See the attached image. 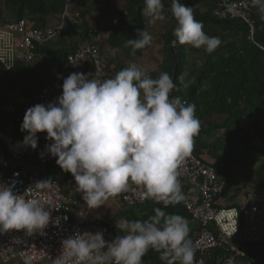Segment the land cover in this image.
Returning a JSON list of instances; mask_svg holds the SVG:
<instances>
[{
  "label": "clouds",
  "instance_id": "clouds-1",
  "mask_svg": "<svg viewBox=\"0 0 264 264\" xmlns=\"http://www.w3.org/2000/svg\"><path fill=\"white\" fill-rule=\"evenodd\" d=\"M250 2L264 21V0ZM144 4L143 15L150 23L166 19L163 0H144ZM170 12L176 21L173 47L189 45L211 54L220 46L219 37L203 31L192 7L172 0ZM137 33L139 38L128 39L125 45L131 47V55L153 39L145 30ZM98 76L73 72L63 80L62 94L54 102L29 107L21 124V131L27 132L23 143L34 150L37 133H47L52 143L46 151L73 175L89 209L104 205L130 183L143 189L145 199L158 204L184 201L178 168L191 154L200 131L196 106L171 97L176 85L167 72L154 79L130 62L114 77L101 80ZM50 183L47 179L34 185L42 189ZM154 211L145 221L122 218L115 226L125 234L111 242L103 232L69 236L52 264H143L150 249L160 252L165 264H194L187 220L160 208ZM50 220V211L39 200L26 199L14 194L11 186L0 185V233L43 234Z\"/></svg>",
  "mask_w": 264,
  "mask_h": 264
},
{
  "label": "trees",
  "instance_id": "trees-1",
  "mask_svg": "<svg viewBox=\"0 0 264 264\" xmlns=\"http://www.w3.org/2000/svg\"><path fill=\"white\" fill-rule=\"evenodd\" d=\"M64 1L0 0V20L23 18L31 27L42 28L53 24L52 21L63 10ZM75 1V7L80 11L77 23H67L58 38L38 45L35 56L41 55L45 60L59 59L64 68L67 52L99 36L94 42L107 61L108 68L103 74H98L100 78L107 79L126 68L135 57L143 56L144 51L151 46L131 55V47L125 46L127 40L139 38L138 29L152 36L160 26L162 57L157 67L147 74L155 79L162 72L169 73L176 85L171 92L172 96L196 106L200 131L194 138L192 151L202 160L211 163L217 177L225 181L223 195L243 178L264 189V51L259 47H264V21H261L257 8H253L250 14L254 24L252 42L248 38V26L241 19H216L212 16L215 0H179L184 6L192 7L195 19L203 23V31L208 36L220 38V46L208 54L203 48L180 44L172 46L171 42L175 38L173 30L176 27L170 12L172 0H163L166 19L155 23H150L149 18L143 15L144 0H100V3H92L93 0ZM106 47L112 49L110 53L104 51ZM11 71V76L0 71V87L18 89L24 94L33 93L26 85L28 77L25 78L30 69L21 70L15 66ZM77 72L88 75L96 73L91 63ZM35 81H39L34 83L39 91L44 82L40 79ZM59 81L61 83L58 79L57 90L60 89ZM258 155H262L259 161ZM35 162L38 160L35 159ZM41 167L49 179L68 177L67 172L56 162L42 164ZM66 180L71 184L69 190L72 199L79 200L80 192L76 190L75 179L68 177ZM65 191L68 192V189ZM111 199L118 204L107 224V233L112 240L117 235L125 234L115 226L122 218L145 221L155 215L156 208L166 214H184L178 204L164 206L146 199L143 204L126 206L121 204L118 194ZM243 253V256L236 257L240 264H245V256L249 255L259 254L264 260V241L244 245ZM211 256L207 264H221L219 250L213 251ZM160 257V252L150 249L143 261L165 264ZM196 258L195 253L194 261Z\"/></svg>",
  "mask_w": 264,
  "mask_h": 264
},
{
  "label": "built area",
  "instance_id": "built-area-1",
  "mask_svg": "<svg viewBox=\"0 0 264 264\" xmlns=\"http://www.w3.org/2000/svg\"><path fill=\"white\" fill-rule=\"evenodd\" d=\"M215 1L212 16L216 19H241L248 26L249 40L254 42V24L250 17L254 7L250 0ZM75 2L65 0L55 22L42 28L31 27L23 18L0 20V66L4 70L15 66L31 70L36 57L35 48L58 38L67 23H77L80 11ZM98 39L99 36H95L92 41L83 42L67 52L64 69L77 72L91 63L96 73L103 74L108 63L94 42ZM259 47L264 51L263 46ZM61 94L56 83L30 94L0 87V185L11 186L14 194L26 199L39 200L51 214L43 234L35 232L28 235L23 230L0 233V264H52L61 254L62 241L78 232H103L106 241L112 240L107 233L105 216L83 212L81 206L86 203L82 193L79 200H73L70 190L65 191L62 179L53 177L50 185L35 188L36 182L49 179L41 165L56 162L57 158L46 151V145L52 143L46 139L47 133H37L36 149L26 146L23 141L27 132L21 131V124L29 107L37 104L47 106ZM170 95L173 97L172 93ZM178 172V179L188 183L194 191L184 193V201L177 203L186 216L196 222L190 230V240L197 254L194 264H207L215 250L220 251L224 259L222 264H235V257L244 254V245L264 241V189L245 181L243 197L246 202L228 206L222 194L226 183L217 177L211 163L192 151L180 163ZM67 174L69 178H74L71 173ZM118 196L126 206L143 204L146 200L143 189L131 183ZM261 256H245V264H264ZM143 264L149 263L143 261Z\"/></svg>",
  "mask_w": 264,
  "mask_h": 264
},
{
  "label": "rangeland",
  "instance_id": "rangeland-1",
  "mask_svg": "<svg viewBox=\"0 0 264 264\" xmlns=\"http://www.w3.org/2000/svg\"><path fill=\"white\" fill-rule=\"evenodd\" d=\"M92 3H100V0H93ZM73 7H71V10ZM57 18V17H56ZM9 20V19H8ZM52 21V23H54ZM149 26H151L149 24ZM160 26L157 27L155 32L152 33V42L151 46L144 51L143 56L141 57H135L132 62L136 63L138 66H140L145 72L155 69L157 67V63L160 62L162 57V47H163V40L160 35ZM110 50H112L109 47H106L104 51L110 53ZM32 68L28 74L25 75V78L27 77L34 78L30 79V83L34 84L35 80H43L45 85L52 86L58 79L61 80L63 84V80L69 76L70 73H73L71 71L67 72L59 63V59L55 60H45L43 58L37 57L32 63ZM0 71L6 76L13 75V71L11 70H4L0 66ZM97 78L103 80L98 76ZM245 127H247V122H245ZM262 158V155H258L257 159L258 161ZM244 191V189H243ZM7 264H16L15 262H9Z\"/></svg>",
  "mask_w": 264,
  "mask_h": 264
},
{
  "label": "crops",
  "instance_id": "crops-1",
  "mask_svg": "<svg viewBox=\"0 0 264 264\" xmlns=\"http://www.w3.org/2000/svg\"><path fill=\"white\" fill-rule=\"evenodd\" d=\"M37 57H39V58L41 57L42 58L41 55H38V56L35 57V59H37ZM89 75L91 76L93 74H89ZM27 80L28 81H27V84L26 85L31 90H33L32 92H37L38 90H37L36 85L30 83V77H28ZM55 83L58 84L57 81ZM59 86H60V89L58 91H61L62 90L61 89L62 88V82L60 83V81H59ZM44 87H47V85H45V83L42 86V88H44ZM62 181H63L64 186L66 187V189L69 190L70 189V186H71L70 182L68 180H66L65 177L62 178ZM245 181H249V180H246L245 178L240 179L239 183L236 186L230 187V189L228 190V192L223 195V200L225 201L226 204L227 203H230L231 205H239V204H243V203L246 202L245 201L246 199L243 197L244 196V191H243V185L244 184L243 183ZM179 182L181 184V187L183 186L182 187L183 194L184 193H193L194 192L193 191V188L188 183L184 182L181 179H179ZM134 206H136V205H134ZM117 207H118L117 202L114 199H111V198H109L108 202H106L104 205H101L100 207L95 208V209H89L86 204H83L81 206L82 211L85 212V213L86 212L87 213L93 212V213H100V214L104 215L105 216V219H107V222L109 221V219L111 218V216H113L115 214ZM180 216L184 217L187 220L190 230H192L196 226V222L193 221V220H190L189 217L186 216L185 213L183 215H180ZM189 237H190V231H189ZM219 254H220V251H219ZM211 258H212V256L209 259H211ZM220 259H221V264H222L224 262V259L222 258V256H220ZM207 262H208V260H207ZM234 263L235 264H240L237 261L236 257L234 259Z\"/></svg>",
  "mask_w": 264,
  "mask_h": 264
}]
</instances>
